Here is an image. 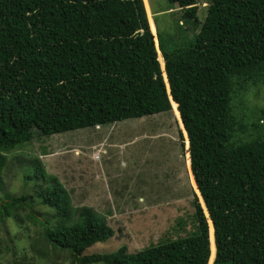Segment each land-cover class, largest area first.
<instances>
[{
    "label": "trees",
    "instance_id": "16d2710c",
    "mask_svg": "<svg viewBox=\"0 0 264 264\" xmlns=\"http://www.w3.org/2000/svg\"><path fill=\"white\" fill-rule=\"evenodd\" d=\"M167 1L182 9L181 19L198 30L189 37L187 29L175 28L176 38L157 32L162 66L145 0H0V76L6 74L9 81L0 79V172L6 154L39 132L62 133L140 117L159 106L172 108L186 132L190 171L210 224L195 199L194 229L187 235L135 252L121 245L112 252L84 254L114 231L91 207H73L67 190L37 157L26 161L23 172L31 194H7L0 203V220L19 221L17 212L31 209L35 198L53 211V222L42 225L45 241L66 250L72 264H207L212 259V264H264L262 119L255 117L250 126L256 133L246 134L247 122L232 105L235 97L243 102L252 86L264 85V0H209L202 22L195 0ZM16 62L36 69L32 74L13 70ZM44 66L55 69L44 90L59 80L106 78L129 88V99L106 84L102 90L112 93L113 105L96 103L108 92L94 93L92 107L75 105L77 111L67 113L65 122L45 117L34 128L37 111L27 95L40 77L35 72ZM255 112L251 115L264 114L263 109ZM38 213L31 210L29 217L39 222Z\"/></svg>",
    "mask_w": 264,
    "mask_h": 264
},
{
    "label": "rangeland",
    "instance_id": "374dc122",
    "mask_svg": "<svg viewBox=\"0 0 264 264\" xmlns=\"http://www.w3.org/2000/svg\"><path fill=\"white\" fill-rule=\"evenodd\" d=\"M195 1L198 20L202 22L209 0ZM145 4L163 66L157 32L164 38H176L175 28L183 27L187 29L184 34L191 37L198 26L186 24L181 19L182 9L167 0H145ZM179 23L182 26H178ZM12 68L27 69L29 74L36 69L17 62ZM35 74L40 77L32 84L35 85L33 94L27 95L37 111L34 128L43 123L45 117L48 122H65L67 113L77 111L75 105L83 109L92 107L94 93L108 92L109 100L105 96L96 103L113 105L112 93L102 90L106 84L116 88L118 97L129 99V88L113 85L106 78L84 77L71 83L59 80L44 90V84L55 77V69L44 66ZM7 78L6 74L0 76L2 80ZM258 85L259 89L253 90L254 86L248 89L243 102L239 97L232 100L236 115L247 122L246 134L256 133L250 126L257 120L255 117L262 119L264 131V114H260L261 109L264 110V85ZM42 89L44 91L40 92ZM254 110L260 115H251ZM182 127L180 117L172 108L166 111L159 106L157 111L136 118L113 120L94 127L87 125L62 133L40 135L39 132L24 146L6 154L0 172V203L7 194H31L32 184L25 187L23 172L26 161L37 157L48 174L56 176L67 190L73 207H91L114 231L107 241L95 243L84 254L112 252L121 245H125L128 252H135L168 237L187 235L194 229L195 199L202 207L207 224L211 220L190 171L188 139ZM31 210L39 212V222L29 217ZM17 215L19 221L0 220V264H72L66 250L52 248L42 235L43 223L54 220L50 208L34 198L31 209L25 207Z\"/></svg>",
    "mask_w": 264,
    "mask_h": 264
},
{
    "label": "water",
    "instance_id": "95a60500",
    "mask_svg": "<svg viewBox=\"0 0 264 264\" xmlns=\"http://www.w3.org/2000/svg\"><path fill=\"white\" fill-rule=\"evenodd\" d=\"M200 194V193H199ZM200 196H201V194H200ZM201 199H202V196H201ZM204 202V201H203Z\"/></svg>",
    "mask_w": 264,
    "mask_h": 264
},
{
    "label": "clouds",
    "instance_id": "9594fccd",
    "mask_svg": "<svg viewBox=\"0 0 264 264\" xmlns=\"http://www.w3.org/2000/svg\"><path fill=\"white\" fill-rule=\"evenodd\" d=\"M199 191V190H198ZM200 193V192H199Z\"/></svg>",
    "mask_w": 264,
    "mask_h": 264
}]
</instances>
